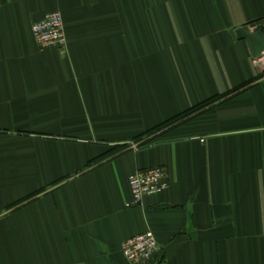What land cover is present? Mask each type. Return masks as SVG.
I'll return each instance as SVG.
<instances>
[{"label":"crops","instance_id":"obj_1","mask_svg":"<svg viewBox=\"0 0 264 264\" xmlns=\"http://www.w3.org/2000/svg\"><path fill=\"white\" fill-rule=\"evenodd\" d=\"M53 10L66 48L33 36ZM263 18L264 0H0V264H131L149 229L146 264H264V54L236 33ZM154 166L168 188L128 206Z\"/></svg>","mask_w":264,"mask_h":264},{"label":"built area","instance_id":"obj_2","mask_svg":"<svg viewBox=\"0 0 264 264\" xmlns=\"http://www.w3.org/2000/svg\"><path fill=\"white\" fill-rule=\"evenodd\" d=\"M264 25V18H263ZM32 33L41 48H66L67 37L63 16L60 10L45 14L32 24ZM138 147V143H133ZM132 199L128 206L140 205L144 197L163 192L169 186L167 171L163 166L138 169L129 175ZM161 249L155 233L146 230L126 239L122 244V253L131 264H146Z\"/></svg>","mask_w":264,"mask_h":264},{"label":"trees","instance_id":"obj_3","mask_svg":"<svg viewBox=\"0 0 264 264\" xmlns=\"http://www.w3.org/2000/svg\"><path fill=\"white\" fill-rule=\"evenodd\" d=\"M240 88H241V86L237 87L235 89H232L226 93L214 95L208 99L203 100L202 102L186 109L185 111L175 115L174 117L160 123L159 125L155 126L152 129L148 130L143 135L137 137L136 141L139 143V146H143V145H146V144L152 142L153 140H155L157 138V136L160 133H162L165 130H168L169 128H172V127L188 120L189 118L205 111L208 108H211L212 106H214L218 102L226 100L229 96H231L232 94H235L237 91H239ZM144 137H146L145 140H144ZM127 147H128L127 144L118 145V146L112 148L111 150H109L107 153L102 154L101 156L96 157L95 159L91 160L88 165L92 166L94 164H99L107 156L113 155L117 152H122Z\"/></svg>","mask_w":264,"mask_h":264},{"label":"water","instance_id":"obj_4","mask_svg":"<svg viewBox=\"0 0 264 264\" xmlns=\"http://www.w3.org/2000/svg\"><path fill=\"white\" fill-rule=\"evenodd\" d=\"M239 38H244L248 41L252 55L261 57L264 54V31L252 30L249 25H244L236 30Z\"/></svg>","mask_w":264,"mask_h":264}]
</instances>
